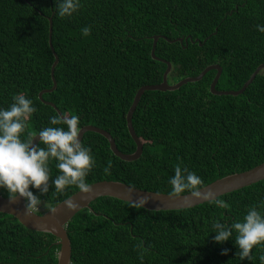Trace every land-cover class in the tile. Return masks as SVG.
<instances>
[{
    "label": "trees",
    "instance_id": "obj_1",
    "mask_svg": "<svg viewBox=\"0 0 264 264\" xmlns=\"http://www.w3.org/2000/svg\"><path fill=\"white\" fill-rule=\"evenodd\" d=\"M81 2L71 18L61 19L55 14L56 0H0V107H9L13 94L22 92L36 108L22 139L50 126L49 117L58 115L49 101L62 114L78 115L80 127L91 124L107 130L121 152H133L136 144L126 113L137 89L161 82L167 67L151 56L154 35H159L155 55L171 63L168 83L218 64L216 89L237 90L264 63V33L256 27L264 25V0ZM49 17L58 57L56 87L39 98L41 90L53 85ZM85 26L90 28L87 36L81 31ZM215 73L208 70L201 79L174 90L143 92L132 114L143 145L134 160L115 155L100 133L84 132L81 142L95 160L87 183L118 180L169 193L168 180L177 165L200 176L202 187L263 162L264 69L237 95L212 93ZM54 165L55 160L49 165L53 177L58 172ZM77 190L74 185L63 193L50 190L41 204L46 210ZM0 194L7 196L3 189ZM218 198L227 202L226 209L205 201L150 210L112 196L97 197L67 222L69 264H261L264 248L254 246L253 259L240 261L232 239L217 243L209 231L212 219L242 220L249 207L258 206L264 200V178ZM56 239L0 212V264H57ZM137 245L145 249L143 261Z\"/></svg>",
    "mask_w": 264,
    "mask_h": 264
},
{
    "label": "clouds",
    "instance_id": "obj_2",
    "mask_svg": "<svg viewBox=\"0 0 264 264\" xmlns=\"http://www.w3.org/2000/svg\"><path fill=\"white\" fill-rule=\"evenodd\" d=\"M81 6V0H56L55 14L61 19L71 18ZM256 27L264 33V25ZM81 31L82 35L87 36L90 28L85 26ZM35 111L32 99L22 92L13 94L9 107H0V189L6 191L10 203L17 197L23 198L26 215L37 210L42 197L50 190L63 193L67 187L74 185L82 194L90 193L92 186L87 183L86 177L95 166L90 148L79 138L81 127L78 115H52L49 117L50 126L42 127L38 132H28V138L22 139L21 133L25 131L27 122ZM37 135L39 140L34 143ZM53 160L58 170L54 177L49 168ZM104 172L108 173L109 168L105 167ZM168 183L171 185L169 195L188 193L192 198L206 199L216 207H228L227 202L218 198L211 189L201 191V177L187 167L177 165ZM32 189H36L39 195ZM128 191L131 192L132 189ZM148 198L142 196L138 200H132L131 204L140 207ZM64 205L74 208L77 202L69 198L64 201ZM49 210L55 211L54 208ZM210 226L209 232L215 233L213 241L222 244L232 239L238 249L235 255L239 256L240 261L245 258L252 260L254 246L264 248V200L258 206L249 207L242 220L229 223L214 218L210 221ZM137 247L140 248L139 259L143 261L145 249L140 245ZM227 252L228 249H222V253ZM259 259L264 264V255Z\"/></svg>",
    "mask_w": 264,
    "mask_h": 264
},
{
    "label": "water",
    "instance_id": "obj_3",
    "mask_svg": "<svg viewBox=\"0 0 264 264\" xmlns=\"http://www.w3.org/2000/svg\"><path fill=\"white\" fill-rule=\"evenodd\" d=\"M49 27H48V43L49 46L55 56V60L51 66V76L53 80V85L50 89L41 90L38 94L39 98H42V93L46 91H51L56 87V81L53 77L54 67L58 61V57L56 56L51 42L52 36V19L51 17L48 18ZM159 35L153 36V43L151 48V56L155 59H160L167 63V67L163 73V79L161 82L156 84H145L140 86L134 94L133 100L131 105L128 108L126 113V125L129 134L131 135L132 139L136 144V148L133 152L124 153L121 152L116 144L114 138L111 134L98 126L86 124L81 127V131L78 134L79 138L82 139L84 132L86 131H94L103 135L109 142V147L111 151L124 160H134L138 158L142 152V142L140 138L135 133V130L132 125V114L135 110L137 103L140 100L141 95L145 90H174L179 88L182 84L187 82L197 81L202 78V76L211 69L216 70V73L210 83L209 89L214 94H231L237 95L248 86L251 81L254 79L256 74L264 69V63L259 64L255 70L251 73L249 78L243 83L241 88L237 90H219L216 89L215 85L218 81V78L221 74V66L218 64H210L207 65L198 75L196 76H188L185 77L175 83H168L167 82V74L170 71L171 63L159 58L155 55V45ZM187 38H185L186 40ZM175 40V39H173ZM183 39L180 37L179 41L181 42ZM191 41L198 40L192 39ZM201 43V41H198ZM46 103L52 105L55 110L57 111L58 115H61V111L53 104L52 102L45 101ZM39 140L38 135L34 137V143ZM264 178V161L243 171L235 172L231 174H227L223 177L217 178L214 181L204 185L201 187V191L207 192L208 189H211L214 193L217 194V197L225 194L227 192L236 190L243 186L249 185L254 183L258 180ZM92 186V191L88 194H82L80 190L73 192L65 199L61 200L57 204L49 207L48 209L44 210L41 213L35 211L33 214L26 215L24 212V200L23 198L17 197L16 200L12 203L9 202L8 196H4L0 194V212L11 214L17 220L23 224L25 227L35 230V231H42L48 232L54 235L57 239L55 241L56 244L59 245V249L57 251V264H69L70 256H71V243L70 239L66 232V225L67 222L71 219V217L78 212L82 208H89L90 202L100 196H112L124 201H128L131 203L132 200H138L142 196H148L149 198L146 202L141 205L146 209L150 210H167V209H180V208H188L195 206L197 204L203 203L208 201L206 199H195L192 198L188 193L183 194H173L169 195V193H162V192H155L144 190L140 188L133 187L128 185L124 182L118 180H99L92 183H89ZM128 189H132L131 192ZM71 198L72 200L77 202L76 207L74 208H67L64 205V201L66 199ZM54 208L55 211L52 212L49 209Z\"/></svg>",
    "mask_w": 264,
    "mask_h": 264
},
{
    "label": "rangeland",
    "instance_id": "obj_4",
    "mask_svg": "<svg viewBox=\"0 0 264 264\" xmlns=\"http://www.w3.org/2000/svg\"><path fill=\"white\" fill-rule=\"evenodd\" d=\"M37 210H42V211H44V204H40V205L38 206Z\"/></svg>",
    "mask_w": 264,
    "mask_h": 264
}]
</instances>
